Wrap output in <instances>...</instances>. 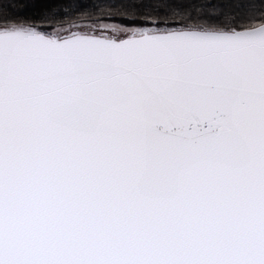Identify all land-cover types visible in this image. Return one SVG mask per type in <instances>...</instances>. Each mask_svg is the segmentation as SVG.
Segmentation results:
<instances>
[{"label":"snow or ice","instance_id":"obj_1","mask_svg":"<svg viewBox=\"0 0 264 264\" xmlns=\"http://www.w3.org/2000/svg\"><path fill=\"white\" fill-rule=\"evenodd\" d=\"M0 3V264H264V0Z\"/></svg>","mask_w":264,"mask_h":264},{"label":"trees","instance_id":"obj_2","mask_svg":"<svg viewBox=\"0 0 264 264\" xmlns=\"http://www.w3.org/2000/svg\"><path fill=\"white\" fill-rule=\"evenodd\" d=\"M4 0H0V3H3ZM85 2L94 6L98 9V14H104L110 11H113L112 6H120L122 3L126 2V0H85Z\"/></svg>","mask_w":264,"mask_h":264}]
</instances>
